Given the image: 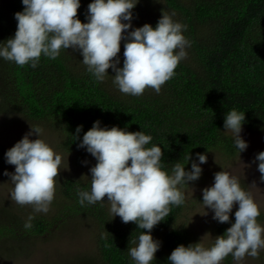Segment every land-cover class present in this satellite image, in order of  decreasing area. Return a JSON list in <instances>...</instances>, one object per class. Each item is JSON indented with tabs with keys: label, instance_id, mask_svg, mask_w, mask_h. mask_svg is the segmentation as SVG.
I'll return each mask as SVG.
<instances>
[{
	"label": "trees",
	"instance_id": "obj_1",
	"mask_svg": "<svg viewBox=\"0 0 264 264\" xmlns=\"http://www.w3.org/2000/svg\"><path fill=\"white\" fill-rule=\"evenodd\" d=\"M90 2L80 0L77 18L82 23ZM22 10L21 0H0V41L14 35V13ZM132 11L133 27L145 23L155 27L163 12H175L174 19L187 26L183 35L191 42L188 56L159 94L150 88L140 96L122 94L112 82L111 69L106 70L110 76L97 83L79 53L68 49L55 60L41 56L35 68L0 59V115L43 126L56 135L58 149L72 152L77 162L85 160L87 152L77 148L79 139L73 141L75 128L83 126L82 138L96 120L101 126L151 135L147 147H161L163 170L169 173L175 163H186L188 153L190 157L212 152L235 155L231 135L223 132L229 110L245 112L242 130L247 133L259 134L264 128V0H139ZM123 43L118 67H122ZM5 151L0 146V168L8 165ZM185 168L190 169V162ZM89 178L77 174L56 177V194L50 205L54 215L37 216L26 232L43 236L54 223L84 218L93 233L96 261L134 264L127 248L145 230L132 222L122 223L118 216L112 219L106 202L78 204L77 189L88 190ZM184 206H171L169 216L151 232L161 236L166 251L189 244L191 231L179 223ZM260 220H264L261 214L257 222ZM0 222V241L16 239L19 226ZM227 227L218 226L216 232L222 234ZM0 251L2 255L4 250ZM222 262L232 264L233 259L229 255Z\"/></svg>",
	"mask_w": 264,
	"mask_h": 264
},
{
	"label": "clouds",
	"instance_id": "obj_2",
	"mask_svg": "<svg viewBox=\"0 0 264 264\" xmlns=\"http://www.w3.org/2000/svg\"><path fill=\"white\" fill-rule=\"evenodd\" d=\"M138 2L91 0L86 22L82 23L77 18L80 0H21L23 10L14 13V35L0 41V59L35 68L41 56L55 60L62 51L71 49L79 53L81 63L97 83H103L110 76L106 70L111 69L112 82L122 94L140 96L146 88L159 94L187 58L191 42L183 35L187 26L174 19L175 12L161 13L155 27L148 23L133 27L132 10ZM121 41L123 61L118 67ZM244 122L245 112L232 109L224 115L223 132L231 134L238 154L248 147L241 136ZM82 127L75 128L73 141L79 139L77 148L89 153L95 164L88 170L90 188L77 189V203L83 207L107 202L112 219L118 216L122 223L132 222L145 230L130 241L133 246L127 248V254L134 264H154L161 242L151 232L169 216L171 206L185 204L181 188L201 177L207 154L190 157L188 153L186 163H175L169 173L163 170L161 147H147L153 137L142 130L101 126L96 120L81 138ZM43 132L40 125H29V131L4 153L5 164L14 166L13 172L3 173L12 185L11 200L32 208L25 229L32 227L34 214L49 211L56 194V177L62 170V156L40 138ZM33 135L36 138L30 139ZM189 162L190 169L186 170ZM251 163L256 164L264 182V151L256 153ZM252 185L256 186L255 182ZM200 191L202 215L210 210L213 220L231 226L215 236L208 247L201 242L176 246L167 257L168 264H222L229 255L235 264H241L246 256L257 258L264 250V227L257 222L258 205L239 179L220 170L213 174L212 184Z\"/></svg>",
	"mask_w": 264,
	"mask_h": 264
},
{
	"label": "rangeland",
	"instance_id": "obj_3",
	"mask_svg": "<svg viewBox=\"0 0 264 264\" xmlns=\"http://www.w3.org/2000/svg\"><path fill=\"white\" fill-rule=\"evenodd\" d=\"M28 123L30 126L36 124L22 118L9 119V117L0 115V146L5 150L12 147L29 131ZM41 127L44 132L40 138L44 139L56 153L62 156V170L59 171L57 177L73 174L90 176L88 170L95 164L94 158L86 153V159L77 162V157L72 152L58 149L56 135L45 130L43 126ZM241 136L248 143L244 152L239 154L237 152L232 157H227L220 152L208 153L207 162L201 165V177L194 183L190 182L189 187L182 190L185 193L186 201L185 210L179 223H185L186 228L191 231L189 243L201 242L205 247H208L214 237L220 235L216 232L218 226H231L229 223H218L213 220L210 210H206L207 215H202L203 207L198 203L202 200L200 190L210 186L213 182V174L220 170L228 171L239 179L241 187L250 193L264 219V183L259 179L260 173L256 169V164L251 163L256 153L264 151V128L259 134H250L242 130ZM35 138V135L30 137V139ZM85 161L87 163H84ZM248 164L251 166L245 167ZM5 170L13 172L14 166L7 165L0 168V221L8 222L9 226L16 223L19 229L16 239L0 241V249L4 250L0 255V264H100L93 257L95 246L93 233L91 228L86 225L88 222L84 218L76 219L70 223H54L51 225L50 233L43 236L27 233L23 225L28 216L32 214V208L30 205H18L11 200L12 185L8 182L9 178L3 175ZM253 182L256 186L252 185ZM104 199L106 201V197ZM105 205L110 207L107 202ZM235 210L234 206L233 212ZM8 213H11L10 216L6 215ZM52 213L54 211L50 208L46 214L34 215L35 218L39 215L46 218L48 215H54ZM230 221L234 222V216L231 213ZM258 223L264 227V220H260ZM151 235L161 242L159 250L155 253L154 264H163V261L164 264H168L167 257L171 252L164 249L159 234ZM232 264L235 262L233 261ZM241 264H264V250L257 258L246 256Z\"/></svg>",
	"mask_w": 264,
	"mask_h": 264
}]
</instances>
